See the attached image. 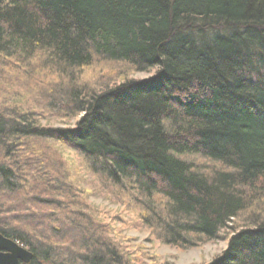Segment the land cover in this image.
<instances>
[{"label":"trees","instance_id":"16d2710c","mask_svg":"<svg viewBox=\"0 0 264 264\" xmlns=\"http://www.w3.org/2000/svg\"><path fill=\"white\" fill-rule=\"evenodd\" d=\"M0 61V233L28 264H137L52 142L129 197L152 240L188 250L231 228L203 264H264V0H0ZM92 64L99 83L70 75ZM39 77L57 79L49 94ZM34 98L84 114L46 127Z\"/></svg>","mask_w":264,"mask_h":264},{"label":"rangeland","instance_id":"374dc122","mask_svg":"<svg viewBox=\"0 0 264 264\" xmlns=\"http://www.w3.org/2000/svg\"><path fill=\"white\" fill-rule=\"evenodd\" d=\"M89 67L92 68L87 69L83 79L92 84L97 82L94 76L98 73L96 70L98 66L94 64ZM114 68L117 67L114 65ZM118 73L119 70H115L110 74L116 76ZM78 74L74 73L75 76ZM107 74L109 73H104L103 78H101L100 75L103 82L108 81L105 77ZM151 74L152 71L134 72L131 73V77L137 79L148 78ZM39 78L41 80L38 86L41 87V84H43L42 90L45 94H49L51 91L49 84L51 86L57 84V79L54 77ZM19 79L22 80L20 77ZM21 82L25 85H30V81ZM34 99V104L30 102L27 104H32V108L39 113L40 124L46 127H73L81 117V114L73 117L58 116L55 112L46 110L49 105H47L45 101L37 98ZM51 147L50 151L53 152L56 157H58L57 152L59 156L62 157L60 162L66 167L67 182L69 183V188L73 192L72 194L74 197L87 205V208L95 211L98 220L109 225V229L113 232L114 241L133 261H137V264H141L142 260L147 264H203L221 254L227 248L229 238L233 231L231 228L222 230L217 239L203 242L188 250H180L176 246L166 245L154 239L152 240L151 234L146 228L135 227L138 225L133 222L131 210L134 208V205L131 203L129 197L120 196L113 191L112 194L110 189L105 188L106 186L100 178L92 175L87 170L82 159L70 151L66 146L52 142ZM53 153L52 155H54ZM23 190L25 191V189ZM64 197L65 198L61 197V200L64 204L70 206L71 203L69 199L66 196ZM121 198L127 202L123 201ZM238 226L240 225L237 223L235 227Z\"/></svg>","mask_w":264,"mask_h":264},{"label":"water","instance_id":"95a60500","mask_svg":"<svg viewBox=\"0 0 264 264\" xmlns=\"http://www.w3.org/2000/svg\"><path fill=\"white\" fill-rule=\"evenodd\" d=\"M32 259V251L0 233V264H28Z\"/></svg>","mask_w":264,"mask_h":264},{"label":"bare ground","instance_id":"6f19581e","mask_svg":"<svg viewBox=\"0 0 264 264\" xmlns=\"http://www.w3.org/2000/svg\"><path fill=\"white\" fill-rule=\"evenodd\" d=\"M0 63H2L1 61H0ZM3 64V63H2ZM3 65H5V64H3ZM93 65V64H92ZM91 65V66H92ZM111 66H113L114 67V65L113 64H111ZM115 66H117V65H115ZM70 67V73H72V74H70V75H73V73H76V74H78L77 72H79L80 74H83L84 72H86L87 71V69H89V68H91V67H89V65H88V67H86V66H83V67H76V66H69ZM152 71V69L151 70H149V72H151ZM79 76V74L77 75V76H75L76 78H79L78 77ZM137 79V78H136ZM141 79H145V78H141ZM84 80V79H83ZM85 83H86V81H84ZM87 83H89V82H87ZM56 86V85H55ZM54 86V87H55ZM68 88H74V85H69V84H67L66 82H60L56 87H55V89L54 90H56L57 89V91H69V89ZM138 88L137 89H135V92H138ZM126 94L131 98V96H134L133 94H136V93H134V92H132V91H129V92H126ZM81 114V116H83V112L82 113H80Z\"/></svg>","mask_w":264,"mask_h":264}]
</instances>
